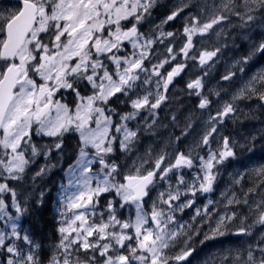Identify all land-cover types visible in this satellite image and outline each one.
<instances>
[{"label":"snow or ice","instance_id":"6c2138e0","mask_svg":"<svg viewBox=\"0 0 264 264\" xmlns=\"http://www.w3.org/2000/svg\"><path fill=\"white\" fill-rule=\"evenodd\" d=\"M157 2L16 0L0 7V264H44L41 244L21 231L19 221L31 207L21 201L12 182L25 179L39 156L45 163L31 179L46 176L57 166L53 153L58 163L65 137L72 134L78 138L77 155L68 166L67 183L61 185L59 239L47 264H186L195 251L189 241L199 229L180 223L176 214L192 207L198 193L214 191L221 168L237 160L238 151L254 148L255 137L238 143L219 129L225 118H236L237 102L257 99L264 106V68L249 76L230 100L218 101L214 112L213 101L202 92L203 76L191 79L188 95L199 97L198 108L207 110L206 128L195 147L134 153L140 135L156 124L174 78L188 61L204 69L220 53L219 47H205L209 34L221 35L217 27L239 28L249 45L235 60L236 71L223 80L236 72L245 74L264 55V39L250 36L253 27L264 26V0L206 3L198 14L188 15L182 31H164L160 25L142 31ZM187 7L182 0L161 25ZM157 45L164 46L162 54ZM64 91L74 96L72 105L57 98ZM114 104L130 110L119 112ZM139 120L144 127L130 126ZM191 127L185 126L177 143ZM34 136L47 137L50 143L38 146ZM117 151L127 162L114 159ZM242 169L231 181L239 191L221 193L226 201L222 212L209 208L211 199L203 210L196 209L205 222L217 217L205 240L224 236L237 219V235L250 237L255 226L264 225V165ZM104 194L112 195L101 209ZM43 196L41 191L32 202L36 208L43 206ZM126 206L134 216L124 219L118 210ZM221 264H264V233L245 247L228 250Z\"/></svg>","mask_w":264,"mask_h":264},{"label":"rangeland","instance_id":"374dc122","mask_svg":"<svg viewBox=\"0 0 264 264\" xmlns=\"http://www.w3.org/2000/svg\"><path fill=\"white\" fill-rule=\"evenodd\" d=\"M4 5L0 6H10L14 3H10L7 0H0ZM182 2V0H165L167 6L165 10L168 11V15L171 11ZM221 0H187L189 7L185 8L184 12L180 14L176 19L172 20V23L186 21V18L190 13L198 14L201 6L208 4H219ZM264 14V13H263ZM262 15V14H260ZM167 16V15H166ZM166 16L161 15H151L150 19L142 24L141 29H145V31H155L156 25H160L162 28L166 25H161V21L166 18ZM235 23V20L233 21ZM216 32H221L220 36L212 33V39L210 38L209 44L210 47L208 50H212L214 47H219L221 49L220 53L217 57L213 58V61H209L208 66L204 69H201L197 66H194L191 61H188L189 69L194 72L191 77L185 79V88L186 84L193 78L203 76V89L202 92L205 95H208L209 98L213 101L212 110L213 112L216 110V107L219 105L217 102L219 101L222 104L224 101H228L231 97L243 86L244 82L247 78L256 72L260 71L264 68V55L257 56L246 68V73L241 74L236 72V75L228 81L224 83L221 82V79L224 75L229 73L230 71H236L238 65H236L235 60L240 56L247 52L248 50V42L241 38L240 33L241 30L239 28H234L232 25L219 26L215 29ZM250 36L253 40L259 41L264 39V26L258 25L253 27L250 32ZM236 37H240L244 41V45L242 46L237 41ZM207 38L205 39L206 45ZM215 43V44H212ZM234 48H237L239 51H232ZM232 49V50H231ZM164 52L163 45H157V53L162 54ZM220 62V68L212 74V70L215 69V65L218 67L219 64L216 62ZM169 66V65H167ZM166 67V65H165ZM171 67V66H169ZM207 72V75H203L204 72ZM216 75V77H215ZM179 85L180 81L176 83L170 89V95H175L179 93ZM188 91V90H187ZM219 93V96L215 95V93ZM60 95V94H58ZM65 96H73L71 92L65 91L62 93ZM195 96V95H193ZM197 97V96H195ZM181 98H186L181 96ZM197 100H193L196 103H193L189 109L185 107L181 110H178L173 115L170 116V120L172 121V125L170 127H165L162 129H155L153 126L150 130L143 132L140 135L139 143L137 144L135 155H143L145 151L149 148H152L155 151L167 150L171 152L173 149L177 148V142L175 140L176 137H179L178 134L174 133V129L180 130L185 128V126L191 123L192 127L188 130V135L184 136V140L187 144L185 151L187 152L190 148L195 147V142L199 139V136L203 133L206 128L207 121V110H200L198 107L199 97ZM187 99V98H186ZM170 102H173L170 99ZM240 112L237 113L236 118H225L224 124L220 126V135L230 136L233 140L238 143H244V138H251L255 135L257 136V142L264 141V111L260 109V102L257 99L245 100L242 102H237ZM116 108L119 112H126L130 109L126 105L117 104ZM196 108V109H195ZM146 115V113H145ZM173 116L176 117L173 120ZM156 119V118H155ZM137 123L141 125V127L145 126V122L142 120L132 121L130 126L134 127ZM149 124H151V120H148ZM248 129L253 130L255 134H249ZM181 135V134H180ZM39 137V136H37ZM256 142V143H257ZM214 148L216 145L213 143ZM201 155H204L205 152L202 149H197ZM133 156V158H134ZM242 153L238 152V162H242L241 160ZM114 159H116L120 163L127 162L125 156L117 151L114 154ZM75 162V161H74ZM73 162V163H74ZM236 163L235 160H233ZM45 163L44 159H37L36 170ZM230 164V163H229ZM229 164H226L223 168H221V175L218 177L214 191L209 194L200 195L199 193L195 197V203L192 207L184 209L183 212H178L176 214L177 220L180 223H184L186 225H190L192 229H199V234H193L192 239L189 241V244L195 249L191 258L186 262V264H221V257H223L228 250H236L242 247H245L247 243H251V237L253 238V242L260 236L263 231L259 233L252 234V236H239L232 238L231 236L235 234L236 229L240 227L239 219L234 220L229 225V231L220 237H216L215 239H204L205 233L210 234V225L211 227H215V221L217 219L214 214L212 218L208 221H204L202 217L196 216V209L203 210L204 206L208 203V200L211 199L214 201L212 205H209L210 209H214L217 211H223V205L226 201L219 200V189L221 188L223 191H227L229 189V185L224 184L225 177L228 176V168ZM68 169V168H67ZM67 169L62 174V180L57 192V200L59 201L60 193L62 192L61 185L67 183ZM34 170V165L31 166V169L28 173ZM58 170V169H57ZM53 169L49 175L54 176L57 171ZM187 172V170H185ZM27 173V174H28ZM58 174V173H57ZM232 176V175H231ZM248 184V183H247ZM231 185H233L231 183ZM237 192L238 188L235 189ZM153 196L155 193L152 194ZM151 201L149 200L148 204ZM125 214L123 216L124 219L130 218L134 216V210L131 206H126L124 208ZM244 215H247L246 210H242ZM57 216H58V206H57ZM195 217V219H194ZM59 219V216H58ZM21 221V219H20ZM248 223H251V218L248 220ZM2 226V225H0ZM253 230V229H252ZM235 231V232H234ZM232 232H234L232 234ZM203 241V242H202ZM54 251V248H50L43 254L44 264H47V260L50 257L51 253Z\"/></svg>","mask_w":264,"mask_h":264},{"label":"trees","instance_id":"16d2710c","mask_svg":"<svg viewBox=\"0 0 264 264\" xmlns=\"http://www.w3.org/2000/svg\"><path fill=\"white\" fill-rule=\"evenodd\" d=\"M264 15L263 13H261ZM172 103L174 108H177L181 105L186 103L185 98H182L178 101ZM49 141H37L36 144L38 146H42L48 144ZM64 154L59 162L55 160L54 164L57 166L53 169H58V176L55 177L54 188L56 185L57 180L60 178V173L65 166L64 159L67 161L77 149V140L74 138L65 137L64 141ZM57 159V158H56ZM49 174L44 177L36 178L35 180L30 179V176L26 178V180H21L19 182H12V186L15 189H18L20 194L21 201L27 200L29 201V205L31 207V212L29 214H25L26 220L28 221L29 225L35 224V232L31 233L36 237V241L41 242L42 244H48V240L50 239L53 241V216L51 205L49 203L50 193L53 187V180L52 178H48ZM47 178V179H46ZM46 179V180H45ZM43 191V206L40 208H36L35 205L32 203L37 197H39V193ZM37 220V221H36Z\"/></svg>","mask_w":264,"mask_h":264},{"label":"flooded vegetation","instance_id":"af4514ba","mask_svg":"<svg viewBox=\"0 0 264 264\" xmlns=\"http://www.w3.org/2000/svg\"><path fill=\"white\" fill-rule=\"evenodd\" d=\"M177 30L178 28L175 27V32ZM244 154L245 156L241 163L238 162V160H235L236 163L231 161L228 168L227 179L232 181L231 175L233 173L244 171L245 169H242V165H247L249 169L264 165V141L255 143L254 148L251 151H245ZM245 185L248 186L249 184L245 183Z\"/></svg>","mask_w":264,"mask_h":264},{"label":"bare ground","instance_id":"6f19581e","mask_svg":"<svg viewBox=\"0 0 264 264\" xmlns=\"http://www.w3.org/2000/svg\"><path fill=\"white\" fill-rule=\"evenodd\" d=\"M213 37H211V39H212ZM237 38V41L239 42V44H241L242 46L244 45V41L240 38V37H236ZM212 44V43H211ZM213 44H215V43H213ZM212 44V45H213ZM232 50V49H231ZM232 51H239V50H237V48H234ZM215 77H216V75H215ZM172 100H173V102L175 101V98H171ZM180 99H182L181 97H179V98H177V100L176 101H178V100H180ZM185 100H186V103L184 104L185 105V108L186 109H189V107H191V105L193 104V103H196L195 101H193V100H190V99H186L185 98ZM173 102H171V104L173 103ZM248 132H249V134H255L254 132H253V130H251V129H248ZM255 137V143L257 142V136L255 135L254 136ZM59 171L57 170L56 172H55V174H54V176H48V178H52V179H54L55 178V176L57 175V173H58ZM233 174H235V173H233ZM47 179V178H46ZM45 179V180H46ZM245 187V190H247V188L249 187V185L247 186V185H245L244 186ZM36 199V198H35ZM34 200V199H33ZM37 221V220H36ZM21 224L24 226V227H26V228H28V229H30V231H32L33 233L35 232V224L34 225H29L28 224V221L26 220V217H25V215L24 216H22L21 217ZM263 226L264 225H257V226H255L254 228H253V230H252V234H255V233H259V232H262L263 231ZM235 232V231H234ZM234 232H232V234L234 233ZM239 236H243V235H237V234H234V235H232L231 237L232 238H234V237H239ZM250 241H252L253 242V238L251 237V239H250ZM36 242H38V241H36ZM48 244L46 245H44V244H42L41 242H38L39 244H41V259L43 260V249L44 248H46V247H51V248H54L53 246L55 245V242H54V240L53 241H51L50 239L48 240Z\"/></svg>","mask_w":264,"mask_h":264}]
</instances>
